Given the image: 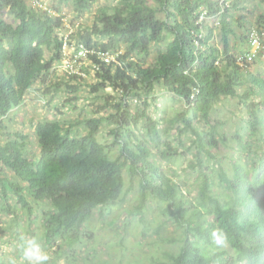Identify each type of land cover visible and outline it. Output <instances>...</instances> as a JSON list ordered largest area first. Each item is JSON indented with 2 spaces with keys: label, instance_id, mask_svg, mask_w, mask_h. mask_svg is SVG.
Instances as JSON below:
<instances>
[{
  "label": "trees",
  "instance_id": "obj_1",
  "mask_svg": "<svg viewBox=\"0 0 264 264\" xmlns=\"http://www.w3.org/2000/svg\"><path fill=\"white\" fill-rule=\"evenodd\" d=\"M97 1L60 0L50 11L28 0H0V127L35 83L45 86L50 80L54 91L65 84L71 92L88 84L79 74L64 75L72 83L51 76L54 62H61L68 31L62 4L71 3L81 16ZM155 1L165 18L150 0H118L98 7L92 25L70 35V41L101 51L126 47L119 63L102 64L91 77L93 92L110 86L118 93L104 94L96 116L33 124L36 156L23 131L0 135V211L20 207L14 221L21 226L19 219L24 220L19 264H53L49 258L37 260L41 251L36 248L56 252L66 245L73 251L83 237L91 238L87 222L95 210L103 217L135 187H127L126 175L136 179L139 192L138 205L130 212H138L145 223V209L156 202L180 231L178 250L165 252L153 264H264V75L250 70L264 60V0H257L263 11L254 23L236 13L239 0ZM6 12L16 24L5 18ZM217 28L222 47L216 42ZM253 30L263 47L249 61ZM234 38L243 53L234 52ZM160 44L164 47L157 48L155 62L148 64L152 46ZM158 85L184 102L171 121L180 143L166 138L167 127L162 131L166 111L155 118L148 113V102L135 113L130 109V93L152 92ZM228 97L238 100L244 115L236 123L231 152L222 156L217 150L229 142L219 132L225 123L212 114ZM108 107L114 111L99 114ZM105 123L116 124L109 130L112 144L99 138ZM81 127L84 134H74ZM116 144L120 150L113 157ZM185 152H191V159L179 181L160 160L174 165Z\"/></svg>",
  "mask_w": 264,
  "mask_h": 264
},
{
  "label": "rangeland",
  "instance_id": "obj_2",
  "mask_svg": "<svg viewBox=\"0 0 264 264\" xmlns=\"http://www.w3.org/2000/svg\"><path fill=\"white\" fill-rule=\"evenodd\" d=\"M35 1H42L49 7H52L60 0H28L30 4L36 6ZM117 2L118 0H98L89 11L81 16L73 12L71 3L65 4L66 6L62 4L63 11L66 13L68 20V31L66 30V34L70 33L71 35L79 28L91 26L93 14L98 7L114 5ZM150 3L155 5L159 10V17L165 18L166 12L163 8L155 0H150ZM235 11L236 13L244 14L246 21L254 23L257 16L263 11V5L257 0H239ZM5 18L16 24V20L8 12H6ZM210 22L213 25L217 24L212 23V21ZM243 31L242 28H238L239 33ZM216 33V42L222 47L219 28H217ZM235 39L237 38L233 39L234 52L236 54L243 53L242 49L244 48L240 47V44L238 41L235 42ZM158 47H164V44L152 46L151 55L147 57L148 64L151 65L155 62ZM119 52L125 53L126 47L122 45L119 48ZM65 55L63 63L58 64V61L54 62L55 67L53 68L51 77L52 80L63 79L68 83H72L73 81L69 76H64L65 74L68 75L67 72L71 71L72 67L74 68L69 59L68 49L65 50ZM47 56H49V52ZM81 67L82 64L80 62L76 68L80 71ZM250 70L252 72H261L264 75V60H257L252 64ZM91 77L92 75L88 76V80H86L88 84L81 83L82 86L76 92L67 90V85L65 84L58 91H54L55 88L50 80L45 86L41 83L33 84L26 93L25 102L21 106L14 108L3 119L0 135L6 132L23 131L29 136V147L32 155L36 156L39 154V146L35 137V127L33 124L45 119L61 120L65 123H70L81 116H96L94 111L99 109V105L105 101L104 94L106 92L118 96V93L110 86L103 89L99 88L93 92L91 86H89V83L93 81ZM135 91V93H130L127 96L130 109L135 113L138 107L144 108L145 102H148L149 107H147V110L151 116L156 118L162 111H166V121L163 122L162 131L167 127L169 135L166 138L174 143H180L176 137L178 135L177 125L171 123V121L176 112L184 107V102L159 85L152 92L148 90ZM69 97L77 98L69 104L67 101ZM111 111H114V109L108 107L106 110H101L99 114L104 115ZM241 112L243 111L239 109L238 100L228 97L217 104L216 110L212 114L213 118L220 119L225 123L222 127H219V132H224L229 142L227 144L223 143L221 148L217 150L222 156H225L232 150L230 146L231 144L233 145L232 136H234L236 131V123L244 115ZM143 124L144 122L142 121L140 125L142 126ZM115 126L116 124L105 123L100 130V140L112 144L114 135L109 130ZM84 132V128L81 127L76 129L74 134L80 136ZM183 141L185 145H190V140L187 137H184ZM132 145L134 147V143ZM111 149V156L114 157L119 154V145L116 144ZM152 149L155 150L154 147ZM190 159L191 152H185L184 156L178 157L174 165L166 163L164 160H160V163L166 173L177 175L180 181V173L184 174L181 172L182 167H185L184 165ZM225 164H227L226 161ZM190 177L192 180L195 178L194 176ZM126 182L127 187L131 184L135 187L125 196L124 201L113 206L111 211H108L103 217L99 215V209H96L89 222H87L89 230L92 232L91 238L83 237L81 242L74 246L73 251H70L66 245H63L61 248L54 247L56 248V252H54V249L44 251L40 247L36 248V251H41L40 255H47L49 260L53 261V264H153L152 260L163 257L165 252H176L180 244V240H178L180 238V231L171 219H168L167 216L161 213L163 206L153 201L150 202L147 209H145L146 222H141L138 212H130L134 211L138 205L137 197L139 192L137 181L134 179L132 182L126 175ZM11 204L15 205V201H11ZM32 205L35 204L33 203ZM19 211L20 207L17 210L14 206L8 212L0 211V264L20 263L16 255L19 257L21 242L26 241V235L22 229L24 226L23 218L19 219L21 226L14 221L15 214H18ZM113 219L114 222L112 223ZM147 224H149V228L145 230ZM14 230L15 234H12ZM28 250L30 249L28 248ZM27 261L32 262L30 258Z\"/></svg>",
  "mask_w": 264,
  "mask_h": 264
},
{
  "label": "built area",
  "instance_id": "obj_3",
  "mask_svg": "<svg viewBox=\"0 0 264 264\" xmlns=\"http://www.w3.org/2000/svg\"><path fill=\"white\" fill-rule=\"evenodd\" d=\"M35 5L52 11L51 6L49 7L42 1H35ZM63 20L68 26L67 16H65ZM69 37L70 33L66 34L64 38L63 55L61 57V62H59L63 63V59L66 56L65 50L68 49L70 62L74 65V68L72 67L70 69L71 71L67 72L68 74H79L82 77H88L90 75H93L96 71L100 70L102 64H111L114 62L119 63V51H101L96 47L87 46L84 42H77V40L70 41ZM250 43L251 51L248 53L247 60L253 61L256 55L259 53V50L263 47L261 36L255 30H253L251 33ZM94 58H97L98 61L94 60ZM80 62L82 64V67L80 71H78L76 67Z\"/></svg>",
  "mask_w": 264,
  "mask_h": 264
},
{
  "label": "clouds",
  "instance_id": "obj_4",
  "mask_svg": "<svg viewBox=\"0 0 264 264\" xmlns=\"http://www.w3.org/2000/svg\"><path fill=\"white\" fill-rule=\"evenodd\" d=\"M28 255L31 256L30 253ZM36 259L39 261H46L48 259V256L47 255H40V256L36 257Z\"/></svg>",
  "mask_w": 264,
  "mask_h": 264
}]
</instances>
